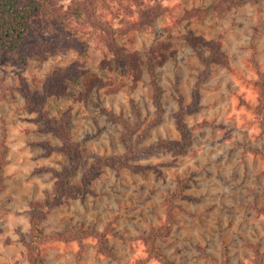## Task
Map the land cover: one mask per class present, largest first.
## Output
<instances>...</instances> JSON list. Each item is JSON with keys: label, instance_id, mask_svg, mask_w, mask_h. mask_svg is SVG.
<instances>
[{"label": "rangeland", "instance_id": "obj_1", "mask_svg": "<svg viewBox=\"0 0 264 264\" xmlns=\"http://www.w3.org/2000/svg\"><path fill=\"white\" fill-rule=\"evenodd\" d=\"M136 2L0 52V264H264V0Z\"/></svg>", "mask_w": 264, "mask_h": 264}, {"label": "trees", "instance_id": "obj_2", "mask_svg": "<svg viewBox=\"0 0 264 264\" xmlns=\"http://www.w3.org/2000/svg\"><path fill=\"white\" fill-rule=\"evenodd\" d=\"M139 3L140 0H136ZM99 0H71L68 6L59 13L61 6L57 4V0H0V52H13L21 53L24 51V47L27 48L28 43L26 42L25 28L27 20L31 15L41 13L43 15L44 25L51 32H59L62 29L63 20L70 18H76L82 22H87L93 28V31L100 30V35L105 38L107 43L114 47L116 46L115 37L116 29L107 24L105 20L101 19L99 11H97V3ZM59 29V30H58ZM105 30V31H104ZM98 32V31H97ZM118 33V32H117ZM83 72V85L85 81V71ZM87 78V76H86ZM181 116L177 117L179 127L183 130L185 135L187 131L185 125L181 122ZM65 144L63 149L70 158L71 164H75L77 158L83 151L77 148V145L69 143L66 134H61L60 137ZM177 144L175 142H168L161 140L155 144V146H171ZM180 144H177L179 148ZM175 148V147H173ZM176 149V148H175ZM181 149L177 151L180 152ZM121 157H97L91 163V169H96L101 164L115 165L118 163ZM74 166V165H73ZM84 178L83 180H85ZM80 185L71 186L75 190L80 188ZM53 195L46 196L42 202L45 206L52 199ZM30 237L26 244L27 260L29 264H42V259L37 249V242L41 235V228L38 219L31 220ZM157 234V233H156ZM155 236V235H154Z\"/></svg>", "mask_w": 264, "mask_h": 264}]
</instances>
